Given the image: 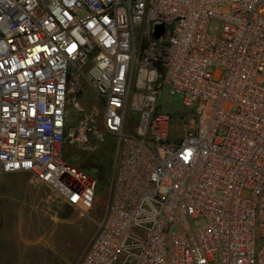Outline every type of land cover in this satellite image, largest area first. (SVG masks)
Listing matches in <instances>:
<instances>
[{"label":"built area","instance_id":"2783aa9c","mask_svg":"<svg viewBox=\"0 0 264 264\" xmlns=\"http://www.w3.org/2000/svg\"><path fill=\"white\" fill-rule=\"evenodd\" d=\"M78 80L99 118L71 128ZM163 94L191 111L176 142ZM107 140L76 264H264V0H0V176L88 215L98 177L68 150Z\"/></svg>","mask_w":264,"mask_h":264},{"label":"rangeland","instance_id":"374dc122","mask_svg":"<svg viewBox=\"0 0 264 264\" xmlns=\"http://www.w3.org/2000/svg\"><path fill=\"white\" fill-rule=\"evenodd\" d=\"M77 84L80 90L73 89L68 97L66 125L71 128L79 121L77 108L93 112L95 120L99 118L90 87L79 80ZM160 104L171 118L169 138L179 141L192 127L191 111L181 105L180 99L166 94ZM134 125L131 119L127 128ZM113 152L110 140L98 144L93 152H80L74 147L68 150L76 166H92L99 171L94 192L97 205L88 215L62 205L54 193L27 173L0 176V264H76L89 245L103 208ZM203 224L200 221L195 226ZM6 252L9 258H5Z\"/></svg>","mask_w":264,"mask_h":264},{"label":"water","instance_id":"95a60500","mask_svg":"<svg viewBox=\"0 0 264 264\" xmlns=\"http://www.w3.org/2000/svg\"><path fill=\"white\" fill-rule=\"evenodd\" d=\"M164 33V27L160 22H156L153 25V35L155 38H159ZM88 173L93 177H98L99 171L96 168L88 169Z\"/></svg>","mask_w":264,"mask_h":264},{"label":"crops","instance_id":"0c3cea01","mask_svg":"<svg viewBox=\"0 0 264 264\" xmlns=\"http://www.w3.org/2000/svg\"><path fill=\"white\" fill-rule=\"evenodd\" d=\"M1 257L4 258V254H1ZM5 258H9V255H8L7 252H6V256H5Z\"/></svg>","mask_w":264,"mask_h":264}]
</instances>
